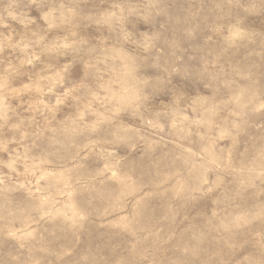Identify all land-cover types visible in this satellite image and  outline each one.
Here are the masks:
<instances>
[{"label":"rangeland","instance_id":"rangeland-1","mask_svg":"<svg viewBox=\"0 0 264 264\" xmlns=\"http://www.w3.org/2000/svg\"><path fill=\"white\" fill-rule=\"evenodd\" d=\"M0 264H264V0H0Z\"/></svg>","mask_w":264,"mask_h":264}]
</instances>
